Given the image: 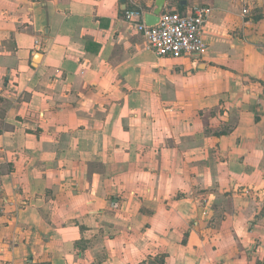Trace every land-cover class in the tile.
Masks as SVG:
<instances>
[{"label": "crops", "instance_id": "0c3cea01", "mask_svg": "<svg viewBox=\"0 0 264 264\" xmlns=\"http://www.w3.org/2000/svg\"><path fill=\"white\" fill-rule=\"evenodd\" d=\"M155 1L0 0V264L264 260V0H165L213 9L178 58Z\"/></svg>", "mask_w": 264, "mask_h": 264}, {"label": "built area", "instance_id": "2783aa9c", "mask_svg": "<svg viewBox=\"0 0 264 264\" xmlns=\"http://www.w3.org/2000/svg\"><path fill=\"white\" fill-rule=\"evenodd\" d=\"M212 12L207 5L195 4L185 13L162 11L158 21L148 25L144 11L132 7L124 11L123 18L144 38L145 49L158 57L178 58L206 53L203 29Z\"/></svg>", "mask_w": 264, "mask_h": 264}, {"label": "water", "instance_id": "95a60500", "mask_svg": "<svg viewBox=\"0 0 264 264\" xmlns=\"http://www.w3.org/2000/svg\"><path fill=\"white\" fill-rule=\"evenodd\" d=\"M120 1L125 2V0ZM164 2L165 0H156L152 11L144 13V21L146 24L153 25L158 21L159 15L162 13L163 10Z\"/></svg>", "mask_w": 264, "mask_h": 264}, {"label": "trees", "instance_id": "16d2710c", "mask_svg": "<svg viewBox=\"0 0 264 264\" xmlns=\"http://www.w3.org/2000/svg\"><path fill=\"white\" fill-rule=\"evenodd\" d=\"M257 264H264V260H263V261H261V262H259V263H257Z\"/></svg>", "mask_w": 264, "mask_h": 264}]
</instances>
